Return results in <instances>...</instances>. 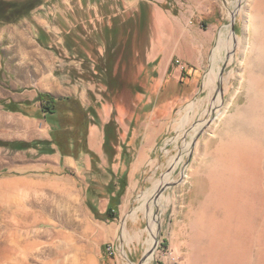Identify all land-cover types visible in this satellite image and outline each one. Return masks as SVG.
I'll return each instance as SVG.
<instances>
[{
	"label": "rangeland",
	"instance_id": "obj_1",
	"mask_svg": "<svg viewBox=\"0 0 264 264\" xmlns=\"http://www.w3.org/2000/svg\"><path fill=\"white\" fill-rule=\"evenodd\" d=\"M35 3L0 19V140L22 141L2 111L31 89L81 99L88 151L52 145L55 162L34 156L29 173L0 146V264H264V0ZM140 9L155 16L143 72L118 84L134 71L112 19ZM121 185L116 218L96 219L88 203L105 212Z\"/></svg>",
	"mask_w": 264,
	"mask_h": 264
},
{
	"label": "trees",
	"instance_id": "obj_2",
	"mask_svg": "<svg viewBox=\"0 0 264 264\" xmlns=\"http://www.w3.org/2000/svg\"><path fill=\"white\" fill-rule=\"evenodd\" d=\"M36 0H0V19L8 21L18 16L28 14V11L34 7ZM149 22V16L144 15L141 11L134 15L128 16L127 18L115 17L112 19V39L114 40L113 46L117 44L120 37L119 45L121 43L126 45L128 55L131 61V68L134 71V76H129L131 79L123 78L116 79L118 84L121 82L127 83L128 85L134 84L137 86V79L142 75V70L138 71V57L136 52L139 49L140 43L142 42V33L147 27ZM105 27L104 32L109 37V29ZM116 40V41H115ZM112 45L108 44L105 47L106 59L103 60V64L97 63L96 68L99 73H102L106 81L114 77L112 70V56L113 50ZM105 58V55H104ZM156 61V60H155ZM110 79V80H111ZM120 82V83H119ZM35 102L39 103L42 117L50 127V136L48 140H33L30 142L24 141H5L0 140V146L15 149H26L35 148L42 153L54 152L55 145L58 147L62 155H73L76 156L78 150L79 154L88 151L86 144V133L89 124L88 110L80 103L79 99L73 96H56L49 92H38L34 98ZM112 122H108L105 128L109 127ZM81 142V144H80ZM109 137L104 140V146L107 147ZM42 145V148L39 146ZM126 177V173L122 176V180ZM123 185L119 186L117 192L113 193L109 198L108 206L103 213H99L97 207L88 203L90 210L94 217L99 220H113L116 218L115 209L119 204V197L122 193ZM111 187L108 185V191L111 192ZM100 196V195H99Z\"/></svg>",
	"mask_w": 264,
	"mask_h": 264
},
{
	"label": "crops",
	"instance_id": "obj_3",
	"mask_svg": "<svg viewBox=\"0 0 264 264\" xmlns=\"http://www.w3.org/2000/svg\"><path fill=\"white\" fill-rule=\"evenodd\" d=\"M159 15V14H157ZM156 15V16H157ZM160 15L158 16L159 20ZM155 20V16L149 15V22ZM148 22V23H149ZM149 25V24H148ZM141 51V50H140ZM139 49L137 50L136 56L139 57ZM154 48H151V54H147V61L151 62L156 60L157 57L154 56ZM139 59V58H138ZM1 88V87H0ZM4 89V88H3ZM37 92L32 93V90H28V95H22L23 93L20 92L21 94L20 97L14 98L11 97L12 99H16V105L19 106V108L22 110V112H6L2 111L7 115H12L16 119L20 121V124H15L12 125L10 129H13L16 131V135H13L11 140H22L26 142H30L33 140H48L49 138V130H48V125L44 118L42 117L41 111L39 104L37 102L33 103L32 100L34 96L36 95ZM8 95H6L3 91L0 89V100H3L4 103H8L10 98H6ZM80 99V98H79ZM28 100V102H26ZM81 100V99H80ZM3 105H0V109H2ZM91 132H95L94 129L91 130ZM96 142L94 145L92 144V147H96ZM40 148L42 145L39 146ZM14 151L15 153H19V156H28V172H32L34 167H33V157L37 156L38 161L43 164V163H49V162H55V158L57 156V152L54 153H40L38 152L37 149L35 148H26V149H18V150H10ZM60 157V156H59ZM65 158V157H64ZM87 164V163H86ZM26 168L24 170H27ZM128 178H129V173H128Z\"/></svg>",
	"mask_w": 264,
	"mask_h": 264
},
{
	"label": "bare ground",
	"instance_id": "obj_4",
	"mask_svg": "<svg viewBox=\"0 0 264 264\" xmlns=\"http://www.w3.org/2000/svg\"><path fill=\"white\" fill-rule=\"evenodd\" d=\"M233 36L231 35V34H229V39H230V41H231V38H232ZM223 41H224V39H221V36H220V39H219V42H220V44H222L223 43ZM213 224H214V222H213ZM215 225V224H214ZM224 242V241H223ZM212 243V242H211ZM143 264H147V261H145Z\"/></svg>",
	"mask_w": 264,
	"mask_h": 264
},
{
	"label": "water",
	"instance_id": "obj_5",
	"mask_svg": "<svg viewBox=\"0 0 264 264\" xmlns=\"http://www.w3.org/2000/svg\"><path fill=\"white\" fill-rule=\"evenodd\" d=\"M233 20V19H232ZM149 253H151V251H148Z\"/></svg>",
	"mask_w": 264,
	"mask_h": 264
}]
</instances>
